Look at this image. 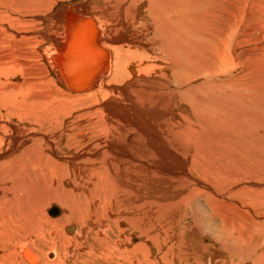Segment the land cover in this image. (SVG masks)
<instances>
[{
	"label": "bare ground",
	"instance_id": "1",
	"mask_svg": "<svg viewBox=\"0 0 264 264\" xmlns=\"http://www.w3.org/2000/svg\"><path fill=\"white\" fill-rule=\"evenodd\" d=\"M26 1L21 0L20 6L30 11L31 4L45 3ZM210 1L220 9L219 15L208 9L198 11L197 0H73L54 10L52 7L48 15L37 14L35 17L46 23L36 34L40 41L47 40V47L41 51L56 80L44 77L35 82L25 76L32 68L25 52L29 46L25 42L35 27L30 18L0 25V47L4 48L0 50V155L25 158L18 144L31 143L30 135L57 151L54 162L47 165L50 168H45L51 177L43 178L28 163H2L0 168L12 174L4 176L5 188L11 183L29 189L52 181L48 192L38 189L30 202L21 198L20 202L13 201L7 193L8 211H24L38 195H49L45 204L63 201L69 207L78 193L88 201L74 208L73 216L66 206L49 208V204L47 215L56 219L46 215L47 223L64 231L51 234L50 244L48 241L42 248L34 242L41 243L36 235L49 239L45 233L52 228L34 225L23 229L28 239H19L17 249H13L21 264L26 263L20 253L28 264H69L64 256L74 254L84 223L81 241L91 250L110 238L112 254L143 252L151 264L160 250L166 264L192 259L195 261L188 264H204L196 260L200 251L211 253L206 264H238L243 257L253 259L263 254L261 260L252 263L261 264L264 56L263 60L248 61L254 51L264 54V46L240 45L261 26L264 7L256 12L255 4L251 9L247 3L242 6L247 0ZM6 3L8 0H0V18ZM7 14L13 16L11 8ZM217 19L220 23L216 25ZM249 21L254 22V29L251 25L248 28ZM218 24L224 27L215 31ZM230 39L235 43L233 49L231 44L227 46ZM238 46L244 57L237 58L240 69L232 71ZM22 65V82L7 83L16 75L14 69ZM83 68L87 70L81 72ZM35 86L37 93L32 92ZM37 101L41 110L30 120L27 115ZM13 107L17 114L11 111ZM57 109L67 115L63 120L51 116ZM4 114L15 115L18 120ZM69 118L74 121L65 122ZM48 162L51 158L44 163ZM42 163L35 167L42 169ZM74 182L75 186H70ZM57 209L61 213L52 215ZM21 218L28 219L25 211ZM122 218L134 231L128 229L127 221L119 224ZM111 219L115 225L109 224ZM4 230L11 229L3 224L0 237L6 234ZM135 231L146 239L136 242ZM207 232L222 239V248L210 243L206 249L203 242L208 239ZM111 233L116 237H110ZM89 235L93 241H88ZM148 238L158 243V248L149 244ZM123 240L129 241L131 248H124ZM132 240L136 244L132 245ZM49 249L57 252L53 262L45 258ZM0 252L2 257L9 255L4 249ZM98 257L105 259L102 254Z\"/></svg>",
	"mask_w": 264,
	"mask_h": 264
},
{
	"label": "rangeland",
	"instance_id": "2",
	"mask_svg": "<svg viewBox=\"0 0 264 264\" xmlns=\"http://www.w3.org/2000/svg\"><path fill=\"white\" fill-rule=\"evenodd\" d=\"M20 1L21 0H8V3H6L5 6H4L5 7L4 11H3V15L4 16L2 18H0V25L9 24L11 22L16 23V22H18L20 20H24L26 18L27 19L30 18V20H32L34 22L35 27H32V33L33 34L29 35L27 37L28 39L25 42L26 44L29 45L28 47L26 46V51L25 52H26V55L30 56V58L28 59V62L31 63V67L32 68H30L29 73L25 74V76L27 78L29 77V79L31 78L30 80H33L35 82H38V80H41L44 77H47V78H51L52 77V78H54L56 80V78H55V76H54V74L52 72V68L50 66V63L46 62L47 59L45 57V54L44 53L42 54V51H41V49L43 47H47V40H43L42 39L40 41V38H38V35L36 34V32H40V31H42L44 29V25H45L46 22L44 21L43 18L42 19H38L35 16H37V14L38 15H48V13H50L49 11L52 12V10H54V8H56V7L60 6V5H64V3H65V5L69 4V3H72L73 0H44L45 3L43 2V5L42 4L38 5V4L33 3V4H31L33 6L31 8L32 12L30 10H27V9L21 7L20 6ZM51 1H53V3H50ZM78 1L84 2L85 0H82V1L81 0H74V2H78ZM89 1L91 2V0H89ZM26 2L30 3L28 0ZM46 2L48 4H46ZM100 2H101V0H100ZM235 2L237 3L238 0H236ZM243 2L244 3H242V6L246 5V3H247V8L248 9L253 8V6H251V5L255 4L254 8H256V12H257V10L258 11L262 10L263 7H264V3L262 4L261 0H247V2L246 1H243ZM214 3H215L214 1H210V0H197V6H198L197 10L198 11L200 10L202 12H206L207 9H208L210 11H215L216 14L219 15L220 9H218ZM236 3H235V5L237 6ZM90 6H91V8H94V4L93 3H91ZM239 6H241V5H239ZM257 7H259V8H257ZM9 8H11L13 16L7 14V10ZM47 8L48 9L50 8V9L48 10ZM51 8H52V10H51ZM191 8L192 7H190V9L186 8L184 11H190ZM249 12L250 11L248 10V15L250 14ZM234 18L235 17H232V19H231L232 22H234ZM218 21H219L218 19L215 20L216 25H217ZM263 22H264V15L261 14V26L258 27L256 30H254L253 33L251 32L253 35L250 34V33L248 34V36H250V37H247V39H245L247 41L244 40V42H241L242 44L240 46L242 48H245V47L249 48L250 46L254 47V45H257V47H259L258 45H261V44L264 46V29H263L264 28V23ZM218 23H220V22H218ZM210 24H211V21L207 22V25H210ZM244 24H243V27L246 29V27H247L246 25H248V21L245 22ZM253 24H254V22L252 23L251 21H249L248 28L250 27V25H251V28H253L252 27V26H254ZM218 26L219 27H216L215 31L221 30L224 27L223 25H222L223 26L222 27L221 24H218ZM227 34H229V32ZM256 35L262 36V38L259 40L260 37H257ZM2 37L3 36H1V38ZM229 37H231V36H229ZM229 37H227V40H228ZM33 39L35 40V42H34ZM257 39L259 41H257ZM39 41H40V43L38 44L37 42H39ZM233 43L234 42L230 39L229 45H227V46L229 47L230 44H231L232 49H233L234 46H235L234 45L235 43L234 44ZM243 44L247 45V46H244ZM228 47H227V49H229ZM11 48H12V45H10V49ZM3 49H4L3 47H0L1 51ZM237 50H240L239 46H238ZM255 52L256 51H254V54H253L254 56L251 55V58H250V60L248 62H250L252 60L255 61L256 58L258 60L259 57H260L261 60H263L261 58V56L263 57L264 54H262V53H260L258 51H257L258 53H255ZM27 53H29V54H27ZM257 55H258V57H257ZM243 57H244V55L241 53V50L239 51V54H238L237 57H236V53H235L234 60L236 58L235 61L237 63L234 65V67L231 68L232 71H237L238 69H240L241 66L238 63L239 62L238 59H243ZM1 62L2 61L0 60V64H1ZM19 63L22 64L23 61L19 62ZM19 69H21V70H19ZM22 70H23V65H22V67H18L17 69H14V71L16 72V75L15 76L11 75L10 78H9V81L7 83H9V82L10 83H12V82H22V79H23L22 78L23 76H21V74L23 75ZM86 70H87V68H83L81 70V72H85ZM34 72H36V73H34ZM43 72H44V74H43ZM39 74H42V75H39ZM48 76H50V77H48ZM33 78H35V79H33ZM0 88H2L1 83H0ZM38 91H39V89H37V86H35L34 89L32 90L33 93H37ZM21 98L22 97L20 96L18 98V100L20 101ZM38 105H39V101H37L35 103V107L32 110L29 111L27 117L30 120H31V116H33V114H37V112H39V110H41V108ZM18 108L20 110H23V111H27L28 110L27 107L19 106ZM51 108H54V107H50L49 110H51ZM0 111H1V108H0ZM11 111L13 113L17 114V108L16 107H13L11 109ZM7 112H8V110L4 111V113H7ZM73 114H75V119H76L77 118V114L76 113H73ZM4 115H6V114H4ZM1 116H2V113H1ZM6 116H9L8 117L9 119L10 118H14V120H16V119L18 120V117L17 116L15 117V115H6ZM51 116H55V120H63V118H65V116H67V115H61V110L57 109V110H55V114H51ZM263 117H264V112H263ZM67 121L72 123V121H74V120H73V118H69V120H65V122H67ZM53 126H55V124H53ZM61 128H62V126H61ZM45 130H49V126H45ZM8 133L11 135L12 130H9ZM49 134H50V132H49ZM27 138L30 141H32V142L28 143L26 141H22L21 143L18 144V147L21 150H23V152H21V153H23L25 155V158H23L22 156H20L18 154H14V155H12L10 157H7V158L4 157L3 155H0V167H1L2 163H6V162H13L14 161V162H16L17 165H20V166H23L24 163H28L31 166V169H33V171H36L39 175H42L43 178H45V175H50V177H51V174L48 173L47 171H45V168H50L47 165L48 164H52L54 162L53 158H54L55 153L57 152L56 149L54 148V150H51V145L48 142L45 141V142H43V144H41V142H39V140H35V138L33 136H31V135L29 137H27ZM262 144H264V137H263V140H262ZM10 146L11 147H15V145H13L11 143H10ZM262 148H264V145H263ZM44 149L47 150V153L43 152ZM262 150L264 152V149H262ZM37 152H38V155L36 154ZM51 154H53V156H51ZM47 158H51V162L44 163V162H47ZM41 162H43L41 164V168L42 169L36 168L35 166L40 164ZM58 168H57V170H53V171L54 172L58 171L59 170ZM15 169H16V167H13V170H15ZM67 175L68 174L64 175V177H63L64 178V182H65V178H66ZM4 176H12V174L11 173L9 174V173L3 171L0 168V231L3 230V224H6L7 226H9V228L11 230H4L3 232L6 233V234L3 235L2 237H0V250L4 249L9 254L7 257H4V256L2 257L1 256V252H3V251L0 252V264H21V261L18 259L19 257L17 258V256L13 254V249L14 250L17 249L16 243L18 242L19 239H25V238H26V240L28 239L26 233L23 235V232H25L23 229L33 228L34 225H36L37 227L43 225L47 229L52 228V230H48L45 233V236L47 238H49V239H46L43 235H36V236H38L41 239V243H40V241L38 242L37 240L36 241L34 240V242L38 246L40 245V247H42V248L46 247L45 244L48 241H49L48 245L50 244V240H52L51 239V234L56 236L59 233L64 231L63 227H61V226H51V225H49L47 223V221H46V215H47L46 207H48L49 204H50L49 208H51L53 205L59 206L60 209H62L61 205L66 206L70 210V215L73 216V209L76 208V207L77 208H81V207L87 205L88 201L82 194L78 193V194H76V196L73 199H71L72 207H69L70 204L67 203V202H63V201H62V204L60 202L54 201V200H52V201L48 202L47 204H45V201L49 198V195H44V196L43 195H38L37 198L35 199V202H31L29 205L26 206V209L24 211L26 212V214L28 216V219L27 220H23L21 218V214L24 211H22L20 213H17V214L12 213L11 211H8V206L5 203V196L7 195V193H9L12 196L11 200H13V201L20 202L21 201L20 198H21V199L25 200L26 202H30V196L32 194H34L38 189L42 188L43 191L48 192L50 190L49 185L52 184V181H47V182H44V183L36 184V185L32 186L29 189H26L21 184H11V183H9V185H10L9 188H5L6 179L4 178ZM263 182H264V180H263ZM65 185H66V182H65ZM70 186H75V182H74V184H72ZM262 186H264V184ZM235 190H239V189H235ZM262 212H264V209H262ZM37 216H38V218H36ZM47 216L49 218L56 219V218H53L52 216H50L49 213H48ZM97 216H96V218H97ZM262 217L264 219V215H262ZM98 218H100V216H98ZM263 219H261V220L263 221ZM121 220H119V224H123V225L126 223L125 221H127L125 218H122ZM62 223H63V221H62ZM127 223L129 224L128 221H127ZM109 224L110 225H115L116 222L111 219V220H109ZM30 225H32V226H30ZM68 225H70V224H68ZM262 225L264 226V221L262 222ZM17 226H20L22 228V230L18 229L19 230L18 231L17 228H16ZM83 226H84L83 227V231L81 232L80 237L78 238V240L76 241L75 246H74V250H75L74 254H69L68 253V255L66 254L64 256V259L65 260L67 259V262L69 261L68 262L69 264H92V263H95V262H100V263L103 262L102 264H134V262L135 263H137V262L139 263L140 262L139 264H151V262L148 261L149 259H147V257H144L145 254L143 252H138L135 255H131V256H126V255L123 256L117 251L115 252V254H112L111 250L113 248L111 247L112 244L111 245L109 244V243H111V239L110 238H107L106 240H104L102 242V244L100 246L94 247L93 250H91V248L86 246V243H84V241H81V239H84V229H86L85 223H84ZM121 226L122 225H119V227H121ZM128 226H129L128 229L130 228L131 232L134 231L133 229H131L132 227L130 226V224ZM122 227H124V226H122ZM77 228H81L80 224H78V223H77ZM222 228H223V225H221L219 227L220 231L222 230ZM13 229H15V230L13 231ZM122 229H125V227L122 228ZM215 229L217 230V227H215ZM20 231H21L22 234H20ZM135 232H136V238H137L135 240L136 242H140V241L142 242V241H144V239H146V236L143 235L140 231H135ZM209 234H211V233H208L207 241L203 242L204 246L207 244L206 245V249L209 250L208 246L210 245V243H215V246H216L215 248L216 249H217V246H219V248H222V246H221L222 243L221 244L219 243V242L222 241V239H220L218 237L216 238L215 235H212V234L209 235ZM18 235H21V236L19 237ZM22 236L23 237L25 236V237L23 238ZM111 236L116 237L112 233L110 234V237ZM12 238H13V240H12ZM87 238H88V241H93V237L91 235H89ZM148 240H149V242H148L149 244L152 243V246H154L155 248H158L157 247L159 245L158 243L156 244V242L154 240L152 241V239H150V238H148ZM123 241L125 243V247L124 248H127L130 245V242L129 241H125V240H123ZM224 241L227 242L226 240H224ZM136 242H133V240H132L131 244L132 245L136 244ZM161 242H162V240H161ZM88 243L90 244V242H88ZM261 244L262 245L264 244V240H262L260 242V246H261ZM110 248H111V250H110ZM129 248H131V247L129 246ZM94 251H95V253H92ZM67 252H68V250H67ZM98 254L104 255L105 259L103 260V259L99 258ZM160 254H159L158 259L154 261L155 263H152V264H166V262L164 261V259L162 257L164 255L162 254L161 250H160ZM199 254H200V256L196 260L201 261L204 264H206L205 261L209 258V255L211 253L208 252V251H206V252L200 251ZM69 255H70V257H69ZM20 256L22 257L24 262L26 264H28L26 262V259L21 255V253H20ZM108 256H112V258L108 259L107 258ZM57 257H58L57 256V252L55 253L54 250L50 252V249H49V250H47V252H45V258L48 261H50V262H53ZM262 257H263V254H262V256H255L253 259H249L248 257H243V258L238 260V264H252V263H254V259H258L257 261H259V260L262 259ZM168 258L170 259L169 261L172 260L171 257H168ZM186 261H188V260H186ZM190 261L194 262L195 259H192ZM190 261H188V263ZM40 262H41V260H40ZM183 262H185V260ZM185 263L181 262L180 264H185ZM188 263H186V264H188ZM168 264H173V263H168ZM191 264H194V263H191ZM261 264H264V259H263V261H261Z\"/></svg>",
	"mask_w": 264,
	"mask_h": 264
},
{
	"label": "water",
	"instance_id": "3",
	"mask_svg": "<svg viewBox=\"0 0 264 264\" xmlns=\"http://www.w3.org/2000/svg\"><path fill=\"white\" fill-rule=\"evenodd\" d=\"M61 213V210L60 209H57V212H54L52 215H58ZM92 264H102L100 262H95V263H92Z\"/></svg>",
	"mask_w": 264,
	"mask_h": 264
},
{
	"label": "crops",
	"instance_id": "4",
	"mask_svg": "<svg viewBox=\"0 0 264 264\" xmlns=\"http://www.w3.org/2000/svg\"><path fill=\"white\" fill-rule=\"evenodd\" d=\"M90 34V33H89Z\"/></svg>",
	"mask_w": 264,
	"mask_h": 264
}]
</instances>
